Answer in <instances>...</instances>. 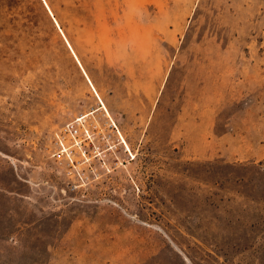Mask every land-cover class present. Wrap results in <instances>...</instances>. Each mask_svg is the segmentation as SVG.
<instances>
[{"label": "rangeland", "instance_id": "obj_1", "mask_svg": "<svg viewBox=\"0 0 264 264\" xmlns=\"http://www.w3.org/2000/svg\"><path fill=\"white\" fill-rule=\"evenodd\" d=\"M50 3L0 52V264H264V0Z\"/></svg>", "mask_w": 264, "mask_h": 264}, {"label": "trees", "instance_id": "obj_2", "mask_svg": "<svg viewBox=\"0 0 264 264\" xmlns=\"http://www.w3.org/2000/svg\"><path fill=\"white\" fill-rule=\"evenodd\" d=\"M48 7L52 10L50 0H0V52L26 54L33 46L21 41L45 39L49 33L57 35L51 19L54 12L49 15ZM21 64L30 69L27 60Z\"/></svg>", "mask_w": 264, "mask_h": 264}, {"label": "built area", "instance_id": "obj_3", "mask_svg": "<svg viewBox=\"0 0 264 264\" xmlns=\"http://www.w3.org/2000/svg\"><path fill=\"white\" fill-rule=\"evenodd\" d=\"M72 123L74 124L65 126L61 132L54 135L53 154L65 162L66 176L76 182L72 184L75 187L86 181L84 168L88 166V156L83 145L87 143L90 134L80 122V118H76Z\"/></svg>", "mask_w": 264, "mask_h": 264}, {"label": "water", "instance_id": "obj_4", "mask_svg": "<svg viewBox=\"0 0 264 264\" xmlns=\"http://www.w3.org/2000/svg\"><path fill=\"white\" fill-rule=\"evenodd\" d=\"M65 43H66V45H67V47L69 48V46H68V44H67V42L65 41ZM71 51V50H70ZM72 55H73V53H72ZM73 57H74V59H75V56L73 55ZM76 63L79 65V63L77 62V60H76Z\"/></svg>", "mask_w": 264, "mask_h": 264}, {"label": "bare ground", "instance_id": "obj_5", "mask_svg": "<svg viewBox=\"0 0 264 264\" xmlns=\"http://www.w3.org/2000/svg\"><path fill=\"white\" fill-rule=\"evenodd\" d=\"M120 142H123V144L125 145L124 141H123V138L120 136ZM126 147V145H125ZM127 148V147H126Z\"/></svg>", "mask_w": 264, "mask_h": 264}]
</instances>
